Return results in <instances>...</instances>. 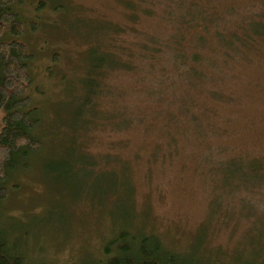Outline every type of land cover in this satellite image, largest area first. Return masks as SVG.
<instances>
[{
    "label": "rangeland",
    "instance_id": "374dc122",
    "mask_svg": "<svg viewBox=\"0 0 264 264\" xmlns=\"http://www.w3.org/2000/svg\"><path fill=\"white\" fill-rule=\"evenodd\" d=\"M121 1L20 0L18 15L38 26L26 39L36 54L27 94L43 146L40 160L31 157L29 172L16 179L22 190L7 200L3 223L13 217L11 225L24 229L23 240L35 249L31 261L74 264L100 254L118 225L117 211L129 204L136 223L143 219L148 232L174 248L207 255L212 264H255L257 240L250 239L264 233V181L246 186L222 167L235 161L230 156L264 165V45L233 54V64H205L197 89L174 49L163 47L157 62L132 56L136 70L102 77L111 94L100 98L99 110H108L96 118L83 106L92 96L87 72L98 57L88 45H114L116 23L131 29ZM220 1L237 7L222 25L263 6L262 0ZM157 5L162 15L163 0ZM128 29L121 39L136 49L146 28L138 36ZM148 29L163 39L173 32L154 21ZM187 103L197 123L183 110ZM111 113L128 117L108 121ZM3 118L0 111V131Z\"/></svg>",
    "mask_w": 264,
    "mask_h": 264
},
{
    "label": "trees",
    "instance_id": "16d2710c",
    "mask_svg": "<svg viewBox=\"0 0 264 264\" xmlns=\"http://www.w3.org/2000/svg\"><path fill=\"white\" fill-rule=\"evenodd\" d=\"M121 2L130 12L131 29L116 23L114 27L119 29H116L114 45L103 41L99 46H96V43L88 45V50L95 49L98 57L97 62L87 72V79L91 84V91L88 93L92 96L83 101V106L93 112L96 118H104V112L108 110H99L100 98L106 93L111 94L110 87L104 85L102 77L115 70L130 73L136 70L139 64L130 63L132 56H139L140 59L151 57L150 61L157 62L163 47L174 49L179 66L185 67L188 75L195 77V81L198 80L197 84H192L193 88L197 89L202 86L205 64L212 65L213 69L222 64H233V54L251 45H264V0L262 8L258 11L244 13L240 20L230 25H222L225 22L221 18L225 13H236L237 7L231 4L224 6V1L220 0H163L162 15L157 12L159 0ZM19 3L20 0H0V111L4 112L0 131V264H48L39 258L31 261L29 251H33L34 247H30L28 240H23L24 229L11 225L13 217H9L11 222L3 223L6 218L5 211L8 209L7 200H16L22 190V186L16 184V179H19L20 174L29 172L31 165L28 167L27 161L31 157H34L36 162L40 160L43 146L35 132L38 119L34 110L30 109V98L27 94L33 84L31 70L33 71L35 53H32L26 39L38 31V26H29L28 21L18 15ZM153 21L172 26V35L163 39L149 30L148 26L152 27ZM141 27L146 28V45L143 41L140 45L138 42L137 48L134 49L121 39L127 29L135 36L141 35L142 31L138 30ZM58 55L59 53L53 54V63ZM194 92L198 93L196 90ZM207 94L218 98L222 96L218 91H210ZM188 98L190 101L194 99L191 95ZM183 110L189 115V121H199L198 115H192L191 111L189 113L190 104L187 103ZM88 114L89 112L86 115ZM127 117L124 113H116L113 116L111 113L107 118L108 121H121ZM90 119L95 120L93 117ZM138 121L139 119H132L130 124ZM230 157L235 161L222 168L224 175L231 181L237 180L246 186L254 181L258 186V182L264 181V165L261 162L251 161V164L238 160V156ZM25 178L30 179L29 176ZM130 210L129 204L127 208L121 205V209L117 211L118 225L112 229V236L102 244L98 256L80 258V261L74 264L214 263L207 255L195 254L190 249L174 248L160 234L148 232L146 223L141 222L144 220L136 223L139 215L131 213ZM259 237L250 239L257 240L255 253L260 257H256L253 262L264 264V233ZM244 261L245 264H253ZM238 262L241 264L242 259H238Z\"/></svg>",
    "mask_w": 264,
    "mask_h": 264
}]
</instances>
